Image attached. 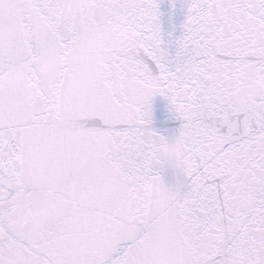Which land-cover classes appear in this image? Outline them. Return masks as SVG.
I'll return each mask as SVG.
<instances>
[{
  "label": "snow or ice",
  "instance_id": "6c2138e0",
  "mask_svg": "<svg viewBox=\"0 0 264 264\" xmlns=\"http://www.w3.org/2000/svg\"><path fill=\"white\" fill-rule=\"evenodd\" d=\"M0 264H264V0H0Z\"/></svg>",
  "mask_w": 264,
  "mask_h": 264
},
{
  "label": "water",
  "instance_id": "95a60500",
  "mask_svg": "<svg viewBox=\"0 0 264 264\" xmlns=\"http://www.w3.org/2000/svg\"><path fill=\"white\" fill-rule=\"evenodd\" d=\"M152 127L160 135L170 134L179 127V121L175 119L168 109L167 102L160 96L153 98ZM160 175L166 186H171L182 179L178 170L171 168H164Z\"/></svg>",
  "mask_w": 264,
  "mask_h": 264
}]
</instances>
